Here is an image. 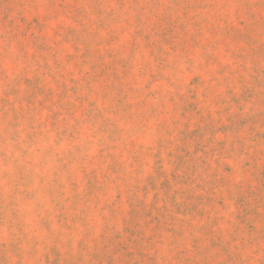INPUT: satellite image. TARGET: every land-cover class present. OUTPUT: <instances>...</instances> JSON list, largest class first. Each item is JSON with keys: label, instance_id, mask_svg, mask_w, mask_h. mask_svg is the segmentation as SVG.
<instances>
[{"label": "rangeland", "instance_id": "374dc122", "mask_svg": "<svg viewBox=\"0 0 264 264\" xmlns=\"http://www.w3.org/2000/svg\"><path fill=\"white\" fill-rule=\"evenodd\" d=\"M0 264H264V0H0Z\"/></svg>", "mask_w": 264, "mask_h": 264}]
</instances>
